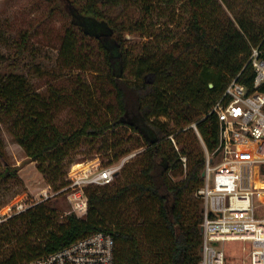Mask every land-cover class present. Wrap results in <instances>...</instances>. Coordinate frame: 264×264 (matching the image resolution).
<instances>
[{
	"label": "trees",
	"instance_id": "trees-1",
	"mask_svg": "<svg viewBox=\"0 0 264 264\" xmlns=\"http://www.w3.org/2000/svg\"><path fill=\"white\" fill-rule=\"evenodd\" d=\"M136 1L140 15L130 10ZM47 2L53 4L48 14L58 9L68 19L58 57L65 66L92 72L100 99L76 75L71 96L78 110L74 123L63 126L57 120L59 89L49 83L38 90L17 65L0 67V125L54 191L67 185L65 169L84 141L102 139L103 148L112 150L108 136L125 128L139 136L143 151L131 163L125 161L112 185L85 188L88 207L82 217L67 213L60 220L49 199L6 217L0 222V264H22L96 231L114 238V264H199L202 205L195 193L204 149L213 151L218 137V120L210 110L239 72V79L251 84L247 60L251 46L264 41V0H236L234 20L218 17L216 0ZM184 5L183 36L163 49L153 52L126 38L137 33L153 39L152 10ZM32 33H17L16 59L35 60L28 48ZM5 35L0 27V43ZM1 132L0 188L18 179ZM126 153L118 151L112 161Z\"/></svg>",
	"mask_w": 264,
	"mask_h": 264
},
{
	"label": "built area",
	"instance_id": "built-area-1",
	"mask_svg": "<svg viewBox=\"0 0 264 264\" xmlns=\"http://www.w3.org/2000/svg\"><path fill=\"white\" fill-rule=\"evenodd\" d=\"M247 63L251 84L240 80L239 72L210 110L218 120V137L213 151L204 149L202 181L195 193L202 205L199 264H264V184L258 185L255 179L264 180V91L260 89L264 83V41L251 46ZM191 127L198 134L195 123ZM170 139L177 149L172 136ZM181 160L185 167L186 157ZM118 167L86 164L73 172L72 165L66 186L71 211L65 214L84 216L88 207L85 187L111 183ZM60 191L44 189L40 199L29 203L18 199L5 212L0 211V222ZM114 263V238L96 231L22 264Z\"/></svg>",
	"mask_w": 264,
	"mask_h": 264
},
{
	"label": "rangeland",
	"instance_id": "rangeland-1",
	"mask_svg": "<svg viewBox=\"0 0 264 264\" xmlns=\"http://www.w3.org/2000/svg\"><path fill=\"white\" fill-rule=\"evenodd\" d=\"M48 1V0H47ZM46 0H0V27L6 31V39L0 43V67L8 68L9 65H17L18 68L27 75L29 81L38 89L45 90L47 85L51 83L62 94V107L57 112V120L63 126H68L75 121V115L78 110V105L71 96L72 90L77 87L74 77H78L80 83L86 82L90 84L96 99H100L98 86L94 83L92 72L83 71L76 68H71L62 64L58 57V48L61 43V36L63 34L65 25L67 24V17L63 16L58 9L55 13L48 14L51 5ZM231 4V8H229ZM130 10L135 15H140V7L138 2H133L130 5ZM178 6H157L152 10L148 22L155 27L156 36L153 39L142 37L139 34H127L126 38H130L135 43H144L149 46L153 52L163 49L167 44L183 36L184 27L183 19L188 16L187 8L184 5L182 8ZM217 14L222 19H235L236 0H216ZM119 10L120 4L116 6ZM171 19L175 23L171 22ZM33 30V33L28 42V48L33 52L35 60L23 57L16 59V42L15 38L19 31ZM32 61L37 62L38 66H32ZM62 73L63 76L54 79L55 75ZM150 79V77H148ZM103 89H107L102 87ZM162 120H166L161 117ZM2 130V138L5 146L7 159L11 166H16L17 178L15 181H9L0 188V211L5 212L7 206L13 205L18 199H23L28 203L36 201L33 199H40L41 191L46 189L52 190V185L48 184L45 177L37 170L34 161H29L24 154L22 148L14 142L10 136L5 132V126L0 125ZM109 135L108 144L112 150L103 148L104 141L97 139L93 141H84L81 145L73 151L71 162L66 167V175L64 181L69 185V173L73 165V172L83 168L84 165L99 164L101 167L110 165H118L114 179L110 185L116 180L120 179L122 175V167L124 160L130 163L139 157L143 151V146L140 138L137 135L125 131V128H119ZM131 135V136H130ZM129 137V138H128ZM128 150V153L121 156L118 160L112 161V156L118 151ZM133 155V156H131ZM135 157V158H133ZM78 163H83L76 166ZM2 162L0 161V166ZM58 183V182H57ZM66 185V186H67ZM65 187L60 188L58 194L50 197L49 200L54 202V207L60 214L66 215L65 212L71 211V201L69 200V189ZM90 185H87L88 187ZM85 187V188H86ZM66 189V190H65Z\"/></svg>",
	"mask_w": 264,
	"mask_h": 264
},
{
	"label": "bare ground",
	"instance_id": "bare-ground-1",
	"mask_svg": "<svg viewBox=\"0 0 264 264\" xmlns=\"http://www.w3.org/2000/svg\"><path fill=\"white\" fill-rule=\"evenodd\" d=\"M77 165H80V164H77ZM256 179V183L258 184V185H263L264 184V180L263 179H259V178H255Z\"/></svg>",
	"mask_w": 264,
	"mask_h": 264
},
{
	"label": "water",
	"instance_id": "water-1",
	"mask_svg": "<svg viewBox=\"0 0 264 264\" xmlns=\"http://www.w3.org/2000/svg\"><path fill=\"white\" fill-rule=\"evenodd\" d=\"M212 84H210V86H211Z\"/></svg>",
	"mask_w": 264,
	"mask_h": 264
}]
</instances>
